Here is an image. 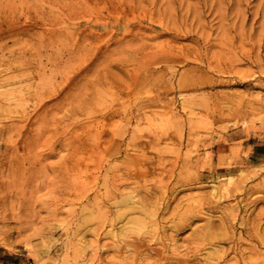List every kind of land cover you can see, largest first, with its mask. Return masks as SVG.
<instances>
[{
  "label": "rangeland",
  "instance_id": "obj_1",
  "mask_svg": "<svg viewBox=\"0 0 264 264\" xmlns=\"http://www.w3.org/2000/svg\"><path fill=\"white\" fill-rule=\"evenodd\" d=\"M0 3V264H264V0Z\"/></svg>",
  "mask_w": 264,
  "mask_h": 264
},
{
  "label": "bare ground",
  "instance_id": "obj_2",
  "mask_svg": "<svg viewBox=\"0 0 264 264\" xmlns=\"http://www.w3.org/2000/svg\"><path fill=\"white\" fill-rule=\"evenodd\" d=\"M4 2H5V0H4ZM4 5H5V3H4ZM3 5V3H0V12H5V13H8V11L7 10H9L8 9V7H6L7 9L5 10V6ZM11 11V10H10ZM13 12V11H12ZM12 12H10V13H12ZM4 13V14H5ZM10 13H8V15L10 14ZM2 16V14L0 15V17ZM5 16V15H4ZM12 16V15H11ZM7 18V17H6ZM13 18V17H12ZM14 19V18H13ZM13 19H11V20H13ZM8 20V19H7ZM9 20H10V18H9ZM10 20V21H11ZM4 22V21H3ZM7 22V21H6ZM42 24V23H41ZM34 25H35V23H34ZM36 25H37V23H36ZM19 27V26H18ZM35 27H37V26H35ZM12 28V27H11ZM14 28V27H13ZM23 28V27H22ZM15 29V28H14ZM13 29V30H14ZM17 29V28H16ZM15 29V30H16ZM18 30V29H17ZM19 30H21V29H19ZM20 32H22V31H20ZM10 33V32H9ZM25 33V32H24ZM6 34H8V33H6ZM11 34V33H10ZM9 34V35H10ZM15 34H17V33H15ZM1 35V34H0ZM7 36V35H6ZM5 36V37H6ZM12 36V35H11ZM4 37V38H5ZM13 37H14V35H13ZM2 38V37H1ZM7 39V38H6ZM9 40H10V38H9ZM17 40H18V38H17ZM16 41V40H15ZM4 42V41H3ZM2 45V44H1ZM8 45V44H7ZM6 47V46H5ZM7 48H9V47H7ZM19 48V47H18ZM11 49V48H10ZM21 49V48H20ZM23 49V48H22ZM5 50V48L4 47H1L0 46V52H2L3 53V51ZM8 50V49H7ZM6 50V51H7ZM24 50H25V48H24ZM10 50H8V52H9ZM15 51H17V50H12L11 49V53L13 52H15ZM19 51V50H18ZM21 51V50H20ZM19 53V52H18ZM14 55V54H13ZM5 80H8V78L6 79V78H4ZM244 130H245V128H244ZM248 132V131H247ZM249 135V134H248ZM248 138V137H247ZM246 159V158H245ZM244 163V162H243ZM247 166H248V164H246ZM244 173V172H243ZM243 176V175H242ZM248 176V175H247ZM249 177V176H248ZM254 179V178H253ZM242 180H243V177H242ZM204 249V247H201L200 245H198V244H196V245H194V246H192V247H189V253H188V259L187 260H184V261H182V263H178V264H222L223 262H224V260H226V259H223V262L222 263H220L218 260H216V258H214L215 259V261H211V260H208V259H206L204 262L201 260V258H200V255L202 254V250ZM170 251H172V253H173V255H177V254H179V252L181 251L180 250V248L178 247V245H174L173 247H171V246H169V245H167L166 243H164L163 242V244L161 245V247L160 248H158V249H156V248H147V249H144L143 247H138V248H134V251H132V252H130L128 255H123V257H122V260L124 261V263L125 264H177V263H172V262H167L166 261V259H168V257L170 256L169 255V252ZM149 253H155V254H157V256H158V258L156 259V260H151L150 259V256H148V254ZM225 253V252H224ZM121 254V253H120ZM118 256H120L121 257V255H118ZM225 256V255H224ZM163 257V258H162ZM221 257V256H220ZM150 260H149V259ZM147 260H148V262H147ZM223 264H227L226 262H224Z\"/></svg>",
  "mask_w": 264,
  "mask_h": 264
}]
</instances>
